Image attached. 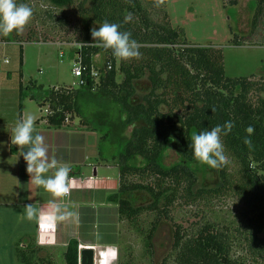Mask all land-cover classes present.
Here are the masks:
<instances>
[{"label": "trees", "instance_id": "trees-1", "mask_svg": "<svg viewBox=\"0 0 264 264\" xmlns=\"http://www.w3.org/2000/svg\"><path fill=\"white\" fill-rule=\"evenodd\" d=\"M257 1L253 36L264 23V0ZM45 2L59 11L75 8L79 33L74 44L80 45L75 54L99 78H87L76 89L20 83V103L34 100L51 128L76 116L101 133L98 158L118 167V189L108 200L117 203L119 218L134 226L145 212L157 215L145 231L147 249L160 219L170 220L175 204L207 207L232 198L242 210L237 225L211 218L189 228L175 223L169 258L173 264H264V81L226 77L222 51L189 44L183 28L171 26L165 0ZM24 3L6 0L0 8L11 16ZM94 24L108 28L100 41ZM14 36L3 39L13 42ZM100 53L101 66L95 58ZM21 56L20 48V65ZM166 141L181 157L170 167L161 164ZM204 154L216 162L218 183L198 187L195 163ZM139 192L150 202L134 206L133 195ZM63 257L65 264H78L77 240L68 242Z\"/></svg>", "mask_w": 264, "mask_h": 264}, {"label": "rangeland", "instance_id": "rangeland-1", "mask_svg": "<svg viewBox=\"0 0 264 264\" xmlns=\"http://www.w3.org/2000/svg\"><path fill=\"white\" fill-rule=\"evenodd\" d=\"M5 1L0 0L1 3ZM23 1H25L23 8L18 9L17 13L11 16L0 8L7 26L5 31L1 29L0 24V122L4 124L17 117L23 107H26L30 116L36 113L39 116L40 110H43L41 115H45L44 109H41L34 100L27 98L20 103V83L25 87L32 81L42 84L45 88H77V80L72 76L76 51L74 42L79 33L75 8L59 11L50 8L45 0ZM258 5L257 0H238L237 3L234 0L233 2L232 0H165L164 7L171 26L183 28L185 39L189 44L212 46L222 51L226 77L253 76L254 80L264 81V23L262 25L259 23L258 26L261 25L259 33L255 36L250 34L251 22L258 13ZM93 29L98 41L108 32L107 27L99 24H94ZM15 31L18 33L17 36H14ZM10 33L16 38L13 42L3 39L4 35ZM235 42L241 44L237 45ZM20 48L22 65H20ZM61 53L64 56L61 57ZM95 58L97 64L101 66L102 54H98ZM72 119L79 121L76 116ZM87 129H89L87 148L94 153L101 133ZM130 130L129 128L127 133ZM104 145L111 148L108 143ZM180 161L181 157L172 143L166 141L161 164L170 167ZM112 167L113 171H118L116 164ZM195 168L199 175L198 187H208L218 183L216 162L210 156L205 154L201 156L196 161ZM0 190L2 191V187ZM1 200L0 195V264H27L25 257L32 264H65L63 257L65 249H57V251L38 249L34 244L37 238L36 220L13 216ZM132 201L134 206L146 205L150 202V197L144 192L134 193ZM241 211L240 204L232 198L221 199L207 207L188 206L179 202L169 210L170 220L165 217L160 219L149 249L144 246L143 238L151 221L157 216L156 213L141 214L134 226L126 220H121L119 216L112 224V220H109V223L97 220L95 222L97 242L114 240L115 243L112 245L80 243L79 249L93 251L92 264H98L99 250L108 251V264L120 262L173 264L169 255L175 223L189 228L196 227L211 218L217 219L222 224L235 226ZM45 233L48 235L46 229ZM234 249L239 253L238 247L235 246Z\"/></svg>", "mask_w": 264, "mask_h": 264}, {"label": "crops", "instance_id": "crops-1", "mask_svg": "<svg viewBox=\"0 0 264 264\" xmlns=\"http://www.w3.org/2000/svg\"><path fill=\"white\" fill-rule=\"evenodd\" d=\"M42 112L30 116L23 107L13 120L0 122L2 204L19 219L36 220L34 244L42 251L65 249L73 239L79 246L112 245L97 242L95 222L118 219L117 203L108 200L118 189L115 162L99 160L98 145L88 150L89 129L79 121L54 129Z\"/></svg>", "mask_w": 264, "mask_h": 264}, {"label": "built area", "instance_id": "built-area-1", "mask_svg": "<svg viewBox=\"0 0 264 264\" xmlns=\"http://www.w3.org/2000/svg\"><path fill=\"white\" fill-rule=\"evenodd\" d=\"M76 50L80 47V45H75ZM76 53V51H75ZM60 56H64L63 53L60 54ZM74 65L72 68V76L77 80V86H82L87 78H92L94 80H97L99 78V72L95 69H90L88 71L87 67L85 65H83L82 63V59L81 56L78 54L74 55ZM110 65L107 64V69H110ZM46 112V111H45ZM63 192L65 194H67L69 192V187L68 186H64L63 187ZM97 256H98V262H103L102 264H104V262L106 261L105 257L109 256L108 255V251H104V250H99L97 252ZM81 263V258H80V251H79V259H78V264Z\"/></svg>", "mask_w": 264, "mask_h": 264}, {"label": "water", "instance_id": "water-1", "mask_svg": "<svg viewBox=\"0 0 264 264\" xmlns=\"http://www.w3.org/2000/svg\"><path fill=\"white\" fill-rule=\"evenodd\" d=\"M92 253L93 251H91L90 249L80 250V258H81L80 264H92L91 263Z\"/></svg>", "mask_w": 264, "mask_h": 264}, {"label": "bare ground", "instance_id": "bare-ground-1", "mask_svg": "<svg viewBox=\"0 0 264 264\" xmlns=\"http://www.w3.org/2000/svg\"><path fill=\"white\" fill-rule=\"evenodd\" d=\"M106 261L104 262V264H108V260L107 257H105ZM98 264H102L103 262H97Z\"/></svg>", "mask_w": 264, "mask_h": 264}]
</instances>
